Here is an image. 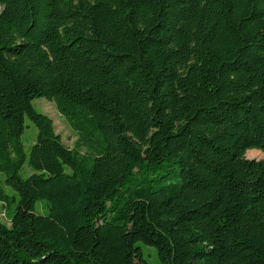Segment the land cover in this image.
<instances>
[{"label": "trees", "instance_id": "1", "mask_svg": "<svg viewBox=\"0 0 264 264\" xmlns=\"http://www.w3.org/2000/svg\"><path fill=\"white\" fill-rule=\"evenodd\" d=\"M257 150L264 0H0V264H264Z\"/></svg>", "mask_w": 264, "mask_h": 264}, {"label": "rangeland", "instance_id": "2", "mask_svg": "<svg viewBox=\"0 0 264 264\" xmlns=\"http://www.w3.org/2000/svg\"><path fill=\"white\" fill-rule=\"evenodd\" d=\"M33 106L38 112L47 115L53 121L55 132L61 137L63 143L67 147L73 148L75 140L77 138V134L75 133L74 130H72L70 125L67 123V121L58 113L55 104L45 99H35L33 101ZM26 126L27 127L25 128V133L22 139L25 149L27 151L30 144L33 142L32 140L35 139L36 128L28 120H26ZM249 152L247 151L244 155V157L249 160L258 161L264 158V154L258 150L255 153V155L251 157H249L248 155ZM6 191L9 193L10 196L14 195L16 197V194L10 188H7ZM44 205H45V201L43 200L37 202L35 207L36 212L39 214H43L45 212ZM14 206H15L14 203H11L10 207L6 208L5 210L4 205L0 202V219L2 220L3 223H6L8 225V218H10L14 210ZM143 250L145 251L146 254H151L150 256H148V260L150 264H159L155 249L143 246Z\"/></svg>", "mask_w": 264, "mask_h": 264}, {"label": "bare ground", "instance_id": "3", "mask_svg": "<svg viewBox=\"0 0 264 264\" xmlns=\"http://www.w3.org/2000/svg\"><path fill=\"white\" fill-rule=\"evenodd\" d=\"M257 151H251V152H249V157H251V156H253V155H255V153H256Z\"/></svg>", "mask_w": 264, "mask_h": 264}, {"label": "water", "instance_id": "4", "mask_svg": "<svg viewBox=\"0 0 264 264\" xmlns=\"http://www.w3.org/2000/svg\"><path fill=\"white\" fill-rule=\"evenodd\" d=\"M247 159V158H246ZM249 160V159H248Z\"/></svg>", "mask_w": 264, "mask_h": 264}, {"label": "crops", "instance_id": "5", "mask_svg": "<svg viewBox=\"0 0 264 264\" xmlns=\"http://www.w3.org/2000/svg\"><path fill=\"white\" fill-rule=\"evenodd\" d=\"M249 152V151H248Z\"/></svg>", "mask_w": 264, "mask_h": 264}]
</instances>
